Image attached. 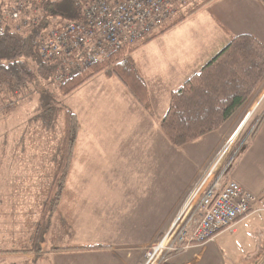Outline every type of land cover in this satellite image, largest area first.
Masks as SVG:
<instances>
[{"label":"crops","instance_id":"0c3cea01","mask_svg":"<svg viewBox=\"0 0 264 264\" xmlns=\"http://www.w3.org/2000/svg\"><path fill=\"white\" fill-rule=\"evenodd\" d=\"M240 34H250L264 45L263 4L213 0L131 53L150 109L115 75L105 73L64 97L65 106L78 117L79 132L58 206L45 205L52 200L51 186L45 198L38 195L35 207L29 206L28 196L37 189L32 184L30 192L24 181L37 179L39 186V167L31 173L0 172V264H142L143 249L159 236L151 240L154 229L168 227L206 166L243 121L246 104L219 130L180 148L169 143L159 120L168 109L171 92ZM201 143L206 146L200 161L179 155L186 146ZM190 149L197 154L202 150ZM56 157L55 152L49 154L52 162ZM55 172L56 165L47 173L50 181ZM152 180H156L153 189ZM224 180L235 181L264 200V117L225 166ZM66 195L73 197L66 203L71 209L64 218L57 217ZM236 226L235 232L222 231L214 241L173 253L165 264H201L208 244L230 245L237 239ZM136 229L143 233L137 236ZM55 231L65 244H54L60 239L53 238ZM145 235L148 238L142 239ZM135 238L140 240L129 241Z\"/></svg>","mask_w":264,"mask_h":264},{"label":"trees","instance_id":"16d2710c","mask_svg":"<svg viewBox=\"0 0 264 264\" xmlns=\"http://www.w3.org/2000/svg\"><path fill=\"white\" fill-rule=\"evenodd\" d=\"M213 0L200 3L185 12H179L159 31L141 43L123 47L105 61L94 64L60 85L53 82L54 67L39 55L41 37L49 28L60 23L79 20L83 16L84 0H31L39 9L38 24L21 31L10 25L0 34V92L6 96L23 85L41 86L52 83L59 97H66L100 73L115 75L150 109L148 93L137 71L131 53L137 46L164 34L188 17L194 15ZM264 6V0H259ZM264 84V45L250 34L232 36L229 42L199 71L191 75L170 95L168 109L159 120L161 132L174 147H183L217 131ZM44 92V89L41 90ZM63 117L62 137L57 155L56 172L52 187L58 206L71 166L73 151L79 132L77 115L65 105L58 108ZM250 133L253 136L262 118ZM51 203V205H52ZM53 206L52 209H53Z\"/></svg>","mask_w":264,"mask_h":264},{"label":"built area","instance_id":"2783aa9c","mask_svg":"<svg viewBox=\"0 0 264 264\" xmlns=\"http://www.w3.org/2000/svg\"><path fill=\"white\" fill-rule=\"evenodd\" d=\"M189 1L84 0L81 19L60 23L44 32L39 55L54 67L53 82L60 85L108 60L119 49L137 45L157 33ZM38 15L39 9L32 6L31 0H0V34L7 25L16 31L34 27ZM29 94L26 85L8 96L0 92V117ZM215 158L193 186L168 230L146 248L144 264H165L173 253L189 250L195 243L213 241L222 231L235 232L239 220L264 212V200L239 183L222 178L225 167L220 169L222 163Z\"/></svg>","mask_w":264,"mask_h":264},{"label":"rangeland","instance_id":"374dc122","mask_svg":"<svg viewBox=\"0 0 264 264\" xmlns=\"http://www.w3.org/2000/svg\"><path fill=\"white\" fill-rule=\"evenodd\" d=\"M200 1L201 0H190L180 12H185L187 9L192 8L200 3ZM40 85V87L35 85L27 86L28 91L30 92L29 96L25 98L18 106L10 109L11 113L6 118L0 120V172L31 173L36 172V167H39L40 169L41 179L39 180V186L37 185V179L32 181V179L29 178L27 181H24V184L28 187L30 192L32 184L34 188L37 189L36 192L28 196L30 207H35L38 195L41 199L46 197L47 187L51 186V188H53L51 182L53 179L50 181V179H48L49 175L47 173H49L50 169L55 167L57 160L56 162L50 161L49 154L51 155L55 152L58 155L60 144L59 141L62 137L63 125V117L58 113V108L62 105H65L64 98L57 95V89L55 87L56 85L54 86L49 82H43L40 83ZM42 89H44V92L41 91ZM245 104L246 116L238 128L225 141L223 147L214 156L215 158L220 153L215 158V160L219 158L217 162L222 163V168L220 169H223L231 160L233 155L239 150V148L245 145L250 133L258 124L261 113L264 110V84ZM234 135L236 136L232 139ZM227 145L229 148L226 149L225 153H221L225 147H228ZM205 146V143H201L196 146H186L184 150H180L181 152H179V155H182L181 157H192L198 162L205 155V153H203ZM191 147L196 148L197 151L200 149L202 150L200 154H197L195 150L190 149ZM36 152L39 153V160H36L35 158L37 155ZM32 153H35L34 156ZM10 156L15 157L13 158ZM214 158L210 164L213 162ZM33 168L34 170H32ZM21 169L24 171H20ZM219 173L220 170L218 173H216L215 177H217ZM222 178H224V175ZM152 181L150 187L153 189V183L155 185L156 180ZM47 182L49 186H45ZM49 182L51 183L49 184ZM144 182L146 181H138V184H142ZM168 186L170 187V182ZM176 187L177 184L171 192L176 190ZM54 198L55 190L53 189L50 199ZM64 199L66 202H63L61 208L58 210L57 217L61 215V217L64 218V216L67 215L71 209L70 206H66V203L70 204V201L73 199V197L71 195H66ZM49 202L50 203L47 201L48 204L45 203V205L51 207L52 202ZM260 215V213H256L253 218L245 220L238 225L236 224L237 226L235 225L238 233L234 234L233 237L237 238L238 240L236 239L231 241L232 244L223 245L222 242L208 244L209 246L204 253L201 264H264V220L259 218ZM262 215H264V212H262ZM173 219L170 221L166 229H154L156 234H153L151 240L158 235L159 236L156 240L150 241V243L148 242V244L143 249L142 264L145 263L144 252L146 248L161 238L162 234L168 230ZM136 230L137 236L143 233V229ZM55 233L56 231L53 233V238H60ZM244 237L246 240L243 243ZM145 238H148V235H145V237L142 239ZM61 239L63 238L57 239L54 244H65V241ZM135 240L140 239H129L130 242ZM231 246H233V248H231ZM187 251L189 250L180 252ZM51 264L57 263L52 262Z\"/></svg>","mask_w":264,"mask_h":264}]
</instances>
